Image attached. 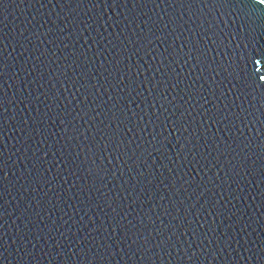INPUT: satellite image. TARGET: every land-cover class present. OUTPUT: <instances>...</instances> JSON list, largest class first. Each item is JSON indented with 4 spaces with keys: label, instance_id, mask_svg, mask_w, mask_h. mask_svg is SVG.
Here are the masks:
<instances>
[{
    "label": "water",
    "instance_id": "95a60500",
    "mask_svg": "<svg viewBox=\"0 0 264 264\" xmlns=\"http://www.w3.org/2000/svg\"><path fill=\"white\" fill-rule=\"evenodd\" d=\"M95 2L100 7L78 5L77 0H3L0 3V64H3L0 70V168L3 169L0 172V264H67L74 259L77 264H87L86 255L80 251L86 244L91 252L103 251L106 246L112 252L109 264H148V257H152L151 264H188L181 249L189 254L195 253L200 264H264V183L260 182L258 175H248L243 171L249 166L258 169L260 165L257 155L260 150L255 148L257 138L251 124L247 129L241 124L237 131L236 127L224 126L228 124V121H224L211 130V135L219 139L209 141L208 134L204 137H200L199 132L196 136L192 135L197 125L190 124L192 117L185 115L183 123L187 131L181 129L172 136L170 129L153 140L157 131L156 127H149L155 119L151 115L153 108L147 105V101L141 104L139 99L131 103V97L136 96L135 92H131L128 107L132 113L139 112L141 116L145 110L149 113L145 118L144 132L139 135L153 147L144 152L140 160L132 155L126 163L121 162L118 166L116 161L120 160L119 154L113 153L111 146L107 148V157L104 150L97 154L95 149L91 157L92 162L107 170L103 181L97 180L96 186H106L101 187V191L108 192L109 198L114 194L127 197L119 206L112 205L117 207L119 215L113 213L103 201L100 202V208L89 206L85 196L80 193L84 184L80 173L73 175L70 171L65 172L60 156V151L64 150L62 145L67 143L66 137L90 128L91 124H86L89 116L95 119L111 107L107 98L113 94L114 88L118 90L122 86L117 84L121 77L125 85L129 80L140 84L137 92H143L142 82L146 78L159 79L163 75V72L156 73L153 70L159 68L153 62L156 53L164 52L168 44H172V48L168 49L170 52L184 47V36L188 37L189 44L193 39L200 42L203 36L209 44L210 59L218 51L230 55L238 42V39L229 35L234 23L240 22L237 9L248 11L252 8L251 0H245L244 5L226 6L219 11L212 9V5L208 9H200V5H195V8L185 10L180 9L179 5L167 8L164 4H160V9H153L154 6L149 4L146 8L134 9L130 0L127 4L123 0H116L119 6L112 5V0ZM261 9L264 10V6L257 5L256 11ZM155 12H159L165 23L166 14L177 18L179 27L175 29L174 36L179 39H153L151 44L141 41L147 46L142 49V53L133 56L132 53L140 46L133 41L144 32L145 22L150 24V18L156 19L153 15ZM189 16H192V20L188 19ZM197 17L207 23L194 26L193 21ZM184 21H188V24ZM189 25H193L192 33L188 31ZM221 31L226 37L222 38L223 44L230 45L227 49L216 46L219 43L216 36ZM209 36L212 37L210 41ZM112 44H116L122 50L121 56L127 59L118 64L120 71L112 69L113 75L110 76L99 66L104 64L108 68L109 64L115 63ZM240 47H244L243 42ZM260 48H264V40L249 42L244 55H253ZM80 52H84V55L80 56ZM140 55H143V60ZM180 55L182 58L177 71H187L198 80L200 71H204L207 64L200 65L198 71L194 61L182 53ZM106 59L108 63H105ZM237 60L240 68H245L244 61L239 60V54ZM124 65H131L132 68L139 65L143 76L139 72L129 71ZM211 67L215 69L216 66L213 63ZM260 67L261 73H264V60ZM245 71H251V66ZM244 75V72H233V69L224 75L204 71V79L212 77L218 83H227L224 76H228L240 88H244L241 83ZM109 84L113 87H109ZM159 87L157 85V90ZM105 88L108 89L107 94ZM220 91L226 93L221 97L226 103L228 97H232V107L235 108L237 93L231 91V85L225 88L221 83ZM144 95L147 96V93ZM164 95L169 103L163 107L156 104V113L160 115L163 111L164 116L175 119L171 114L176 112V116L180 115L173 107L177 101L168 91ZM248 99L251 97L241 94L238 102L243 106ZM101 100L105 103L95 107ZM205 100L218 103L208 95H205ZM137 104L140 105L139 109ZM77 105L80 107L77 108ZM69 107L72 109L71 115H67ZM208 107L209 104L205 103L204 109ZM193 108H196L193 117L204 110L196 105ZM259 109L257 102L256 111L259 112ZM61 111L65 112L63 125L57 118ZM81 115L83 119L79 118ZM100 119L104 117L101 115ZM126 123L129 131L125 136H131L139 143L140 140L134 135L136 129L131 123ZM164 123L168 121L164 120ZM232 123L235 124V120ZM147 132H151V135L145 136ZM165 135L170 139L164 140ZM185 136L189 137V143L193 146L191 154L187 146L183 152L180 151ZM233 139L244 143L250 139L253 146L248 149L241 143L243 151L237 149L235 144L229 149L227 145ZM77 140L81 145L88 143L91 146V141H86L84 137H77ZM101 140V137H97L96 142L99 144ZM220 141L225 142L223 146H220ZM213 142L217 143L216 150H211ZM206 145L211 154L204 151L203 155H199ZM177 153L185 158L180 159L179 163ZM234 153L245 158L242 166L237 164L238 157ZM261 154L264 155V150ZM249 155L251 159H247ZM230 169H234V172ZM141 172L144 173L143 177L139 176ZM235 172L241 175L236 176ZM149 180L151 183H147ZM88 182L91 185V179ZM197 185L208 187L211 191L200 195L201 188ZM128 192H132L131 197H128ZM80 200H85V203L81 204ZM125 204L130 207H124ZM217 209L221 212L219 216L215 214ZM126 214L127 219L132 220L137 227L138 221L133 217L143 214L145 227L139 228V231L147 237L144 244H131L127 240L119 242V234L117 239L111 238V227L115 226L114 222L110 223L112 217L116 216L124 223L122 218ZM89 216L92 217L90 222ZM213 225L217 226V230L209 232ZM91 228L98 230L89 231ZM149 232L152 234L149 235ZM201 233L207 239H203ZM81 236L85 242L77 245ZM149 244L152 247L145 250Z\"/></svg>",
    "mask_w": 264,
    "mask_h": 264
},
{
    "label": "snow or ice",
    "instance_id": "6c2138e0",
    "mask_svg": "<svg viewBox=\"0 0 264 264\" xmlns=\"http://www.w3.org/2000/svg\"><path fill=\"white\" fill-rule=\"evenodd\" d=\"M125 4L129 2V0H123ZM133 5V8H140V7H147L149 4L153 5V9H160V4H164L167 8H175L179 5L180 9H193L195 5H200V9H208L209 5H212V9H216L219 11L226 6L234 5V4H245V0H130ZM0 3H3V0H0ZM252 8L248 11H244L243 8H238V12L240 15L238 16L239 24H235L232 28V31L229 33L230 36H233L234 39H238L236 45L232 48L231 54L229 55L228 52L221 51L216 52L215 57L209 58V44L204 39L203 36L200 37V42H197L196 39H193L191 43L188 42V37L184 36V47L180 49H172V51H168V49L172 48V44H168V48L164 50L168 54L165 55L164 52H157L156 58L153 63L158 64L159 68L153 69L156 73L163 72V75L160 76L159 79H153L152 77H148L143 81L144 89L143 92H137V89L140 87V84L136 83L134 80H129L128 83L124 84V78L121 77L118 81V85H122L119 87L118 90L114 88L113 94L108 96L107 103L108 105L111 104V107L107 108V111L102 112L99 114L95 119L89 116L87 123H90V128H86L84 131L75 132L74 135L70 137H66L67 143L62 145L64 148L63 151H60L61 156V164L64 166L65 172H71L73 175H76L77 172L80 173V177L84 180V184L80 189V193L85 196V199L89 206L100 208V202L103 201L105 206L111 208L113 213H117V207H112L113 204L117 206L120 203L127 199V197L113 195L112 198H109V193L105 191H101V187H106L101 185L100 187L96 186V181H103L105 176L107 175V170L101 166H98L94 162H92V153L95 149L97 154L99 151L104 150L105 156L109 155L107 152V148L111 146L113 153H118L120 160H117V166L121 162H127V159H131L132 155L136 156L137 160H140L143 156L144 152H147L149 148H152L153 145L148 143L146 139L140 137V133L144 132L145 129V118L149 115L147 110H145L144 115L141 116L139 112L132 113L130 107H128V102L130 100V93L135 92L136 96L131 97V103H135L136 99L140 100V103L143 104L147 101V105L153 108L151 112L152 117L155 119L151 122L149 127H156V136H153L152 139L155 140L157 136H160L161 133H168L171 129L172 136L176 135V132L183 129L187 131L188 129L184 126V119L185 115L188 117H192L190 124L197 125V128H194L192 131V135L196 136L197 132H199L200 137H204L205 134L207 135V139L209 141L218 140V137H213L211 135V130L217 124H222L224 121H228L226 127H236V130L239 131V126L243 124V126L247 129L248 125L251 124L252 128L255 132L256 136V143L255 148H259V152L257 155L260 157V165L259 168H245L243 169L244 172L248 173V175H258L260 182L264 183V155L261 154V151L264 150V73H261V62L264 60V48H260L258 52L254 53L253 55L245 56V50H248L249 42H255L258 40H264V10L256 11L257 5L264 6V0H251ZM78 5L88 4L90 8H97L100 7L99 3H96L95 0H77ZM112 5L119 6L116 3V0H112ZM5 6V5H4ZM108 7H111L107 5ZM197 9V10H200ZM144 15V13H141ZM156 16V19L150 18V24L145 22V30L140 35L137 40H134L133 43L139 44L140 46L136 48L135 52L132 53L135 56L137 53H142V49L147 46V44H151L152 40H161L165 37H172L173 39H179L178 36H174L175 29L179 27L177 18L171 14L167 15V23L164 22L163 17L159 15V12L153 13ZM194 15V14H193ZM189 20H192V16H189ZM185 24H188V21H184ZM200 23H207V21H201L199 17H197L196 21H193V25L196 27L200 26ZM193 25H189L188 31L192 33ZM139 27V25H137ZM219 27V25H217ZM227 27V26H225ZM209 28L211 25L209 24ZM196 35V34H193ZM215 35V34H214ZM222 38L224 37L223 31L220 32L219 35L216 36L217 47L227 49L230 45H224L222 42ZM119 41V37L116 38ZM208 40H212V37L209 36ZM141 41H146L147 44L141 43ZM241 42L244 43V47L241 48ZM111 44V41H109ZM95 44V41H94ZM94 46V45H93ZM112 48L114 49L112 56L115 63L109 64L108 68L104 67V64H101L99 67L104 69L109 73V75H113L112 69H115L116 72L120 71L118 64H122L123 60L127 59L126 56H121V49L116 45L112 44ZM188 49V51H185ZM86 51H91V49H87ZM107 51V49H105ZM123 51H127L124 49ZM183 56L189 57V60L194 61L195 65L197 66V70L199 71V66L207 64V67L204 71L208 72H216V75H221L226 72H229V69H233V72L239 70L240 72H244V78L241 83H243L244 88H240L239 84L233 83L232 80H229L228 76H224V81L227 83L220 82L218 83L212 77H208V79H204V71H200V76L198 78L199 81H203V83H199L197 79H194L192 76L189 75L187 71H177L180 67L179 60L182 58L180 54ZM237 54H239V60H243L245 64V68L249 65L251 66V71H245V68H240L239 62L237 60ZM55 55V53H53ZM84 52H80V56H83ZM95 55L99 56V53ZM119 56V59L117 57ZM227 56L228 59L225 60L224 57ZM258 56L259 58H254ZM217 57L220 58L219 62L217 61ZM140 59L143 60V55H140ZM171 61L168 63V61ZM188 63V61H185ZM105 63H108L107 59ZM215 64V69L211 67L212 64ZM225 64L227 66H225ZM175 65V67H173ZM71 67V65H69ZM129 71L139 72V75L143 76L144 72L140 69V66L137 65L136 68H132L131 65H124ZM150 67L153 68V65ZM3 69V64H0V70ZM218 70V71H217ZM107 80V77L104 78ZM238 79V77H236ZM211 81V83H209ZM221 83L223 87L227 88L231 85V91L237 93L236 95V103L235 108L232 107L233 100L232 97L229 96L227 103L225 100L221 99V97L225 96L226 93L220 91ZM135 85V86H133ZM149 85H151V91H149ZM157 85H159V90H157ZM207 85V88H205ZM109 87H113L109 84ZM246 89H251V91H247ZM108 89L105 88V93L107 94ZM165 91H168L169 95H172L173 100L177 101L173 105L176 111L180 112L179 116H176V112H173L171 115L175 116V119H170L167 116H164V112L162 111L160 115H157L155 110V105L159 104L163 107L164 104L169 103L167 97L164 95ZM147 93V96L144 93ZM174 93V95H173ZM245 97H251L245 101L244 105L238 102L240 100V95ZM205 95L209 97H213L218 103H213L212 100H205ZM187 97V99H185ZM199 98V100L197 99ZM75 99V97H73ZM182 101V103H180ZM199 101H203L200 103ZM126 102V103H125ZM259 103L260 109L259 112L256 111V103ZM105 102L103 100L100 101V104H96L95 107H100ZM209 104L207 109H204V104ZM83 104V101H81ZM193 105H196L199 109H204L200 111L196 116L193 117V112L196 111V108H193ZM77 108L80 105L76 106ZM140 105L137 104V109H139ZM87 108V106H85ZM251 108V111L249 110ZM182 109V111H181ZM72 109L69 107L67 110V115H71ZM132 113L131 116L128 114ZM65 115L64 111H61L57 114V118L60 120V123L63 125L65 123L63 117ZM103 116L104 119H100V116ZM164 119H161V117ZM247 117V119H246ZM83 119V115L79 117ZM76 119V117H73ZM164 120H167L168 123L165 124ZM235 120V124L232 121ZM98 121V123H97ZM107 121V122H106ZM131 123L133 128L136 129L134 133L136 139L140 140L139 143H136L135 140L131 137L125 136V133L129 131L128 125L126 123ZM71 123V121H68ZM85 131L87 132V136L85 137ZM151 135V132L145 133V136ZM251 136V133H249ZM77 137H84L85 140L91 141V146L88 143H84L81 145ZM97 137H101L102 140L98 144ZM164 140H169L170 137L165 135L163 137ZM72 141H76L73 143ZM177 141L179 142V137H177ZM220 146H223L225 143L224 141H220ZM241 143L243 141H237L233 139L231 143H228V148L231 149L233 144H235L237 149L243 151L240 148ZM147 144V147H145ZM188 147L189 153L192 152V145L189 143V137H184V143L180 144V151L183 152L185 147ZM253 146L252 141L249 139L247 143H244V148L251 149ZM163 144H161V148ZM217 143L213 142L211 144V150H216ZM59 151V150H58ZM204 151H209L208 146H205V149L199 152V155H203ZM223 155V153H220ZM148 155H151V152H148ZM235 156L238 157L237 164L242 166L244 163V157H239V153H234ZM2 156V153H0ZM178 156V163L180 159H185L184 157H180V154L177 153ZM247 159H251L249 155ZM111 163V161H109ZM155 163V161H153ZM255 163V161H253ZM176 165H174L175 167ZM166 167V166H165ZM195 167V165H194ZM3 169L0 168V172ZM230 171L234 172V169H230ZM113 176L115 173L112 174ZM144 173H139L140 177H143ZM236 176H240V172H235ZM91 179L92 183L89 185L88 179ZM178 178V177H177ZM136 180V178H133ZM136 183H139L136 180ZM147 183H151V181H147ZM195 183V181H193ZM209 184L211 181L209 180ZM198 188H201L200 195H203L205 192L211 191L208 187H202L201 185H197ZM196 189H193L195 191ZM121 191H127L126 189H122ZM133 191H135V185L133 186ZM75 195V194H74ZM132 192H128V197H131ZM151 196H149V199ZM199 198V197H198ZM77 199L79 197L77 196ZM93 200L96 202L93 203ZM81 204L85 203V200L79 201ZM135 203V201H133ZM124 207H130V205L125 204ZM190 207V206H189ZM102 210V209H101ZM123 211V208H121ZM187 211V209H186ZM217 216L221 214L220 210L217 209L216 213ZM126 214L122 219L124 223H121L120 219H116V216L112 217L110 223L115 224L114 227H111V238L117 239L118 241L123 242L125 240L129 241L131 244H144L147 240V237L143 235L139 228H144V217L141 214L140 217H133L134 220H137V225H134L132 220L127 219ZM150 219V218H149ZM89 222L92 220V217H88ZM203 227L202 225L200 226ZM96 228H91L89 231H97ZM217 230V226L213 225L209 228V232H215ZM79 231V230H77ZM152 233L149 232V235ZM174 234V233H173ZM75 235V233H73ZM159 236L160 234L157 233ZM196 233L193 232V237L195 238ZM203 239H207V236H204L201 233ZM85 242V238L81 236L80 240L77 241V245ZM195 242V239L194 241ZM163 243V239L161 240ZM187 243V242H185ZM107 244V242H105ZM127 246V245H125ZM152 245H146L145 250L151 248ZM139 251V249H137ZM83 252L87 257V264H109V258L112 256V252L105 246L103 251H96L91 252V249L87 246L80 250ZM117 251H119V244H117ZM181 252L184 253L185 258L188 264H200L199 257L196 256L195 253H187L184 249H181ZM79 254V253H78ZM159 253H157V256ZM129 259H131L129 257ZM215 259V257H213ZM148 264H151L152 257L147 258ZM67 264H77V261L70 260Z\"/></svg>",
    "mask_w": 264,
    "mask_h": 264
}]
</instances>
